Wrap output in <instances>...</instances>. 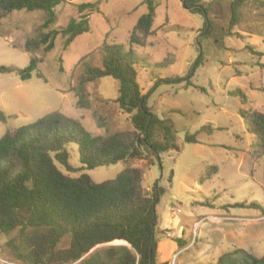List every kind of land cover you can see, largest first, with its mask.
I'll list each match as a JSON object with an SVG mask.
<instances>
[{
    "label": "rangeland",
    "instance_id": "rangeland-1",
    "mask_svg": "<svg viewBox=\"0 0 264 264\" xmlns=\"http://www.w3.org/2000/svg\"><path fill=\"white\" fill-rule=\"evenodd\" d=\"M143 1L65 0L55 9V28L78 19L80 4L97 2L100 12L90 13V32L78 36L66 50L59 36L49 53H31L24 47L41 27L43 12L6 16L0 25V66L13 71L0 72V109L11 119L0 122V138L7 130L56 111L80 120L96 136L132 130L128 116L114 102L119 95L115 79L105 77L89 85V109L78 108L71 91L82 73L76 66L82 57L92 53L88 61L100 66L104 43L120 46L124 53L132 51L137 84L148 97V107L174 133L170 149L146 170L143 181L146 191L155 185L164 190L156 207L159 258L170 255L179 238L186 247L177 248L168 260L171 264H213L236 249L263 257L264 157L253 155V139L239 112L264 111V0H248L236 18L233 0H200L209 10L210 38L203 32V17L185 9L181 0H153L157 31L148 46L131 48V32L147 13ZM32 57L41 60L38 70L22 81L16 70L27 67ZM187 135H195L197 142L188 143ZM158 139H163L161 133ZM68 151L70 165L80 168L77 146L70 144ZM210 167L216 172L203 179ZM122 170L118 163L83 172L102 183ZM164 228L176 237L172 240ZM15 234L0 235V264H19L6 246ZM68 242L67 237L63 246Z\"/></svg>",
    "mask_w": 264,
    "mask_h": 264
},
{
    "label": "trees",
    "instance_id": "trees-1",
    "mask_svg": "<svg viewBox=\"0 0 264 264\" xmlns=\"http://www.w3.org/2000/svg\"><path fill=\"white\" fill-rule=\"evenodd\" d=\"M247 1H232L234 18ZM63 2L65 0H0V25L14 12L41 11L45 16L43 23L34 36L27 38L25 50L49 53L59 36L66 50L78 36L90 32L89 15L100 9L97 2L80 4L78 19L72 18L65 27L55 28V9ZM181 2L191 13L203 17V32L210 38L209 10L200 0ZM142 4L147 7V13L139 18L131 32V48L148 46V39L157 31L153 28L157 6L153 0H144ZM99 50L102 53L100 66L88 61L92 53L82 57L76 65L82 68L77 85L71 89L77 98L76 105L89 109V85L111 77L119 83V95L114 102L128 116L132 130L96 136L88 132L80 120L56 111L32 124L7 130L0 138V235L16 233L6 246L19 264H171L160 262L156 237V207L164 190L155 185L146 191L143 181L146 170L170 149L174 133L148 107V97L137 84L133 67L137 60L132 51L124 53L120 46L108 43ZM168 59L165 63L170 61ZM40 62L32 57L27 67L16 70L20 80L31 79ZM11 71L0 66L1 73ZM39 78L43 76L39 74ZM237 93L247 100L241 91ZM239 114L253 139V155L264 157V111L242 110ZM9 119L11 117L0 109V122L6 124ZM160 133L162 140L158 139ZM186 141L196 143V136L187 135ZM70 144L78 148L80 168L69 163ZM118 163L123 170L116 178L102 183L94 182L83 172ZM215 172L216 169L210 167L203 179ZM70 173L80 174L71 176ZM251 207L257 206L252 204ZM67 237L68 245L63 246ZM116 241L122 244L95 249ZM175 241L179 249L186 245L181 238ZM213 264H264V256L259 258L236 249L223 254Z\"/></svg>",
    "mask_w": 264,
    "mask_h": 264
},
{
    "label": "crops",
    "instance_id": "crops-1",
    "mask_svg": "<svg viewBox=\"0 0 264 264\" xmlns=\"http://www.w3.org/2000/svg\"><path fill=\"white\" fill-rule=\"evenodd\" d=\"M163 230H164V231H168V232H166V233H167L168 237H170L172 240H173V237H176V236H173V234H172L168 229L164 228ZM171 239H170V240H171ZM159 244H160V243H159ZM172 244H173V250H172V252H171L170 255H168L166 258H163V259H160L159 256H158L160 262H166V261L169 260V258H170L172 255H174L175 251H176L177 248H178V245H177L176 243H174V241H173ZM185 247H186V245H185ZM185 247H184V248H185ZM159 253H160V248H159V245H158V254H159Z\"/></svg>",
    "mask_w": 264,
    "mask_h": 264
},
{
    "label": "water",
    "instance_id": "water-1",
    "mask_svg": "<svg viewBox=\"0 0 264 264\" xmlns=\"http://www.w3.org/2000/svg\"><path fill=\"white\" fill-rule=\"evenodd\" d=\"M183 7L185 8V9H188V8H186V6L183 4Z\"/></svg>",
    "mask_w": 264,
    "mask_h": 264
}]
</instances>
